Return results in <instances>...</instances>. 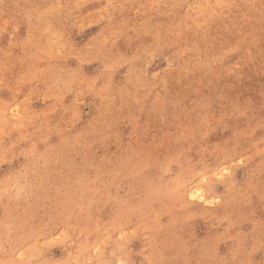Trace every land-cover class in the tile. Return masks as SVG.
Masks as SVG:
<instances>
[{"label":"rangeland","instance_id":"obj_1","mask_svg":"<svg viewBox=\"0 0 264 264\" xmlns=\"http://www.w3.org/2000/svg\"><path fill=\"white\" fill-rule=\"evenodd\" d=\"M0 264H264V0H0Z\"/></svg>","mask_w":264,"mask_h":264},{"label":"bare ground","instance_id":"obj_2","mask_svg":"<svg viewBox=\"0 0 264 264\" xmlns=\"http://www.w3.org/2000/svg\"><path fill=\"white\" fill-rule=\"evenodd\" d=\"M204 5V4H203ZM197 13V12H196ZM110 222V221H109ZM113 225V224H112ZM107 226V225H106ZM109 227V226H108ZM107 246V245H106ZM206 251V250H205ZM214 253V252H213ZM76 261V260H75Z\"/></svg>","mask_w":264,"mask_h":264}]
</instances>
